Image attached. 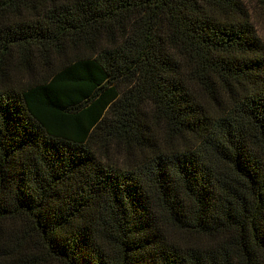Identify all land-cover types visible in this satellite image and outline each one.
<instances>
[{
	"label": "trees",
	"instance_id": "16d2710c",
	"mask_svg": "<svg viewBox=\"0 0 264 264\" xmlns=\"http://www.w3.org/2000/svg\"><path fill=\"white\" fill-rule=\"evenodd\" d=\"M264 0H0V264H264Z\"/></svg>",
	"mask_w": 264,
	"mask_h": 264
},
{
	"label": "rangeland",
	"instance_id": "374dc122",
	"mask_svg": "<svg viewBox=\"0 0 264 264\" xmlns=\"http://www.w3.org/2000/svg\"><path fill=\"white\" fill-rule=\"evenodd\" d=\"M254 20L259 35L264 40V15L261 12H254Z\"/></svg>",
	"mask_w": 264,
	"mask_h": 264
}]
</instances>
